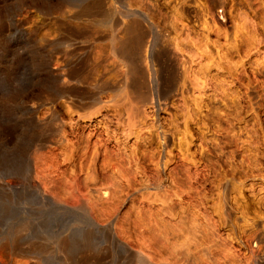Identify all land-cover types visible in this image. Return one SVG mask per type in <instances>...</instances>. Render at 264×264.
<instances>
[{
	"label": "rangeland",
	"instance_id": "374dc122",
	"mask_svg": "<svg viewBox=\"0 0 264 264\" xmlns=\"http://www.w3.org/2000/svg\"><path fill=\"white\" fill-rule=\"evenodd\" d=\"M0 264H264V0H0Z\"/></svg>",
	"mask_w": 264,
	"mask_h": 264
},
{
	"label": "bare ground",
	"instance_id": "6f19581e",
	"mask_svg": "<svg viewBox=\"0 0 264 264\" xmlns=\"http://www.w3.org/2000/svg\"><path fill=\"white\" fill-rule=\"evenodd\" d=\"M96 6V5H95ZM90 7V6H89ZM87 8H88V4L82 5L80 6V12H87ZM79 12V10H78ZM89 12V11H88ZM81 14V13H80ZM89 14V13H88ZM87 15V14H86ZM124 37L122 39H120L118 41V46L116 49L117 54L126 61V65L128 67V71L131 75L132 79H137V77H141L144 73L141 74V70L137 69V67L135 66V57L137 56V53L139 51V49L143 46L142 40L144 39L143 36H145V34L143 35L140 31H139V24L136 20H132L129 23L126 24L125 28H124ZM146 38V37H145ZM142 49V48H141ZM161 54V53H160ZM156 56V54L154 55ZM163 56V55H162ZM167 57V56H166ZM162 58V57H161ZM169 58V57H168ZM167 58V59H168ZM155 59V58H154ZM138 60V59H137ZM140 60V59H139ZM169 60V59H168ZM168 63V62H167ZM140 64V63H139ZM85 65V64H84ZM83 65V66H84ZM160 65V64H159ZM82 66V67H83ZM162 66V65H161ZM169 66V65H168ZM171 67V66H170ZM169 67V68H170ZM85 68V66H84ZM141 68V67H140ZM144 68V67H143ZM142 68V69H143ZM87 69V68H86ZM85 70V69H83ZM144 70V69H143ZM87 71H89L87 69ZM167 71V70H166ZM171 71V70H169ZM86 72V71H85ZM116 72V71H115ZM87 73V72H86ZM93 73V72H92ZM88 74V73H87ZM171 74V73H169ZM69 75L74 78L75 80H82L84 78L83 72L80 68H72L69 70ZM86 76V75H85ZM87 78V76H86ZM135 79V80H136ZM160 79V78H159ZM162 79V78H161ZM84 80V79H83ZM105 80V79H104ZM103 81V83H105L106 81ZM140 80V79H139ZM134 81V80H133ZM141 81V80H140ZM139 81V82H140ZM165 81V80H164ZM169 81V80H168ZM173 81V80H172ZM83 82V81H82ZM135 82V81H134ZM144 82V81H143ZM167 82V81H166ZM171 82V81H170ZM138 83V82H136ZM170 85V84H169ZM107 87L106 84L103 85V87ZM145 86V85H144ZM166 86V85H164ZM171 86V85H170ZM73 87V86H72ZM169 87V86H168ZM40 88V87H39ZM134 88V87H133ZM165 88V87H164ZM77 90V88H76ZM142 90V88H141ZM144 90V89H143ZM66 90H62L59 89L57 91V93L59 92H63ZM71 91H75L74 88H71ZM144 92V91H143ZM91 93V92H90ZM146 95V94H145Z\"/></svg>",
	"mask_w": 264,
	"mask_h": 264
}]
</instances>
